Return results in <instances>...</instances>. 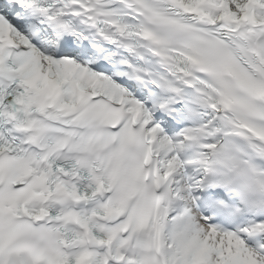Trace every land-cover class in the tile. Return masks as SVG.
<instances>
[{
	"label": "snow or ice",
	"instance_id": "snow-or-ice-1",
	"mask_svg": "<svg viewBox=\"0 0 264 264\" xmlns=\"http://www.w3.org/2000/svg\"><path fill=\"white\" fill-rule=\"evenodd\" d=\"M0 264H264V0H0Z\"/></svg>",
	"mask_w": 264,
	"mask_h": 264
}]
</instances>
